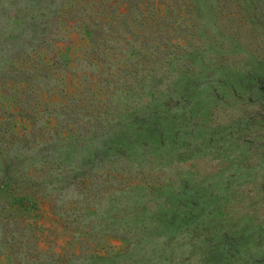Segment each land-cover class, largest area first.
Segmentation results:
<instances>
[{
  "label": "trees",
  "instance_id": "trees-1",
  "mask_svg": "<svg viewBox=\"0 0 264 264\" xmlns=\"http://www.w3.org/2000/svg\"><path fill=\"white\" fill-rule=\"evenodd\" d=\"M160 13L95 19L94 28L85 30L80 57H70V46L67 53L52 49L48 62L39 47L12 54L23 73L32 66L23 85L43 83L42 89L58 98L46 104L52 107L48 122L54 119L70 133L57 135L50 147L43 142L46 150L39 149L33 159L42 174L25 181L38 189L53 187V203L60 191L73 187L83 205L62 202L60 215L71 218L77 212L73 219L81 221L86 241L93 243L102 229L125 240L144 264H264L262 221L247 215L239 230L233 220L222 219V206H194L182 173L164 179L143 170L153 154L164 155L156 151L165 148L163 136L171 138L167 151L172 155L184 139H195L198 126L177 108L194 81L221 78L230 89L239 85L250 91L264 81V0H162ZM246 22L253 35L242 30ZM11 71L6 76L17 75ZM24 117L37 123L36 114ZM163 194L167 202H159ZM10 197L19 203L11 190ZM103 200L115 215L100 228L91 220L97 216L91 209Z\"/></svg>",
  "mask_w": 264,
  "mask_h": 264
},
{
  "label": "rangeland",
  "instance_id": "rangeland-1",
  "mask_svg": "<svg viewBox=\"0 0 264 264\" xmlns=\"http://www.w3.org/2000/svg\"><path fill=\"white\" fill-rule=\"evenodd\" d=\"M161 2L0 0V264H144L146 261L132 255L125 240L107 235L102 229L95 233L94 242L89 243L81 236L84 231L79 225L81 221L74 220L77 212L71 218L60 215L57 206L62 202L71 206L76 198L73 187L60 191L53 203L57 194L53 187L38 189L25 181L42 174L40 165L33 159L45 147L43 142H49L47 147H50L57 135L70 133L64 125L56 126L54 119L48 122L46 114L52 107L46 104L51 105L58 98L50 97L42 89L43 83L23 85L22 80L29 76L32 66L29 63L23 73V64L16 62L12 54L20 49L27 54L34 48H42L48 62L52 49L67 53L70 46V57H80L86 46L85 30L94 28L95 19L127 12L134 18L158 17ZM199 8L209 20L202 3ZM60 10L64 13H59ZM242 30L253 35L247 22ZM62 36L66 39L60 41ZM9 66L17 75L6 76L5 71L12 72ZM251 87L253 91L237 85L231 91L221 78L194 81L186 88L189 92L184 95L188 96L179 100L177 108L190 116L196 129L198 126L195 139H184L183 148L172 155L167 151L171 138L165 133L162 139L165 148L156 149L164 155L153 154L149 166L143 169L145 174L164 179L182 173L188 182L186 195L193 205L208 204L212 209L222 206V219L233 220L239 230L246 224L247 215L264 224V81ZM135 107L141 109L140 104ZM25 114H36L37 123L31 124ZM8 180L17 183L5 185ZM10 190L19 203L11 199ZM99 194L101 198L102 192ZM193 194H198L199 199L193 198ZM167 199L163 194L159 202ZM76 200L81 207L83 202ZM107 201L91 209L97 214L91 220L101 223L100 228L108 224V217L115 215V211L108 210L111 206ZM220 217L221 214L215 220ZM190 264H195V260Z\"/></svg>",
  "mask_w": 264,
  "mask_h": 264
}]
</instances>
